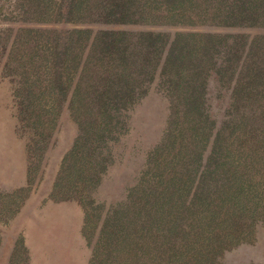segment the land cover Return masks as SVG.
<instances>
[{"label": "trees", "instance_id": "obj_1", "mask_svg": "<svg viewBox=\"0 0 264 264\" xmlns=\"http://www.w3.org/2000/svg\"><path fill=\"white\" fill-rule=\"evenodd\" d=\"M0 69L30 180L71 124L50 195L78 201L89 264H224L264 226V0H0Z\"/></svg>", "mask_w": 264, "mask_h": 264}, {"label": "rangeland", "instance_id": "obj_2", "mask_svg": "<svg viewBox=\"0 0 264 264\" xmlns=\"http://www.w3.org/2000/svg\"><path fill=\"white\" fill-rule=\"evenodd\" d=\"M209 85L212 94L216 80L210 79ZM13 87L0 69V264H10V252L18 239H22L28 257L13 258V263L89 264L91 245L80 233L82 209L78 201L50 195L59 159L73 137L71 124L64 122L54 132L55 140L33 168L30 180L36 160L27 150L26 135L18 129ZM210 104L213 109L218 107L212 95ZM162 114L163 101L155 93L148 94L132 116L134 137L146 142L156 139ZM223 263L264 264V226L252 242L227 251Z\"/></svg>", "mask_w": 264, "mask_h": 264}]
</instances>
